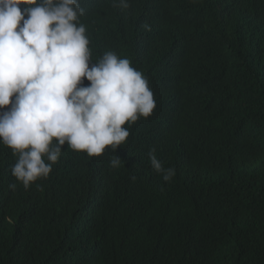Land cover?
Here are the masks:
<instances>
[{
  "label": "trees",
  "instance_id": "16d2710c",
  "mask_svg": "<svg viewBox=\"0 0 264 264\" xmlns=\"http://www.w3.org/2000/svg\"><path fill=\"white\" fill-rule=\"evenodd\" d=\"M81 1L89 67L107 51L146 64L157 108L124 165L66 143L28 189L0 143V264H264V0ZM149 56L168 57L162 75Z\"/></svg>",
  "mask_w": 264,
  "mask_h": 264
},
{
  "label": "clouds",
  "instance_id": "9594fccd",
  "mask_svg": "<svg viewBox=\"0 0 264 264\" xmlns=\"http://www.w3.org/2000/svg\"><path fill=\"white\" fill-rule=\"evenodd\" d=\"M114 7L127 10L129 0H114ZM83 15L80 0H0V143L17 157L11 174L25 189L49 176L66 143L90 157L116 156L112 168L124 165L117 155L129 129L157 108L154 77L142 66L107 51L89 67ZM167 58L147 57L160 64L157 71ZM155 152L149 150L155 183L166 186L176 171Z\"/></svg>",
  "mask_w": 264,
  "mask_h": 264
},
{
  "label": "bare ground",
  "instance_id": "6f19581e",
  "mask_svg": "<svg viewBox=\"0 0 264 264\" xmlns=\"http://www.w3.org/2000/svg\"><path fill=\"white\" fill-rule=\"evenodd\" d=\"M80 2H81V6H84V4L82 3V1L80 0ZM117 8V7H116ZM166 51H170V50H166ZM187 51V50H186ZM179 64H182V63H179ZM168 65H170V61L168 60V58H167V60L165 61V64H164V68L162 69V72H161V74H159L158 76H160V75H162L164 72H165V69H166V67L168 66ZM134 68H135V66H134ZM146 68H148L147 67V65L146 64H144V65H142V67L139 69V71H141V72H143ZM155 81V80H154ZM153 81V82H154ZM174 89V88H173ZM162 104H164V106H166V103H162ZM161 104V105H162Z\"/></svg>",
  "mask_w": 264,
  "mask_h": 264
}]
</instances>
